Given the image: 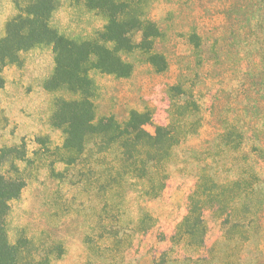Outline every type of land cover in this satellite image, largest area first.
<instances>
[{
    "label": "rangeland",
    "instance_id": "1",
    "mask_svg": "<svg viewBox=\"0 0 264 264\" xmlns=\"http://www.w3.org/2000/svg\"><path fill=\"white\" fill-rule=\"evenodd\" d=\"M18 2L24 0H0V37ZM71 3L61 0L53 15L60 29L89 31L99 23L90 11L72 8ZM151 7L160 27L153 50L163 55V69L137 53L130 55L134 70L129 77L94 75V103L98 117L113 114L120 121L133 109H149L155 124L173 125L183 134L173 148L158 198L145 199L140 181L127 186L122 225H134L143 208L156 223L144 234L123 237L118 248L91 251L85 235L92 226V205L67 200L71 209L64 211L58 180L45 168H32L20 196L11 202L8 229L10 236L20 224L45 229L65 247L52 264H152L153 256L171 245L169 236L186 212L187 196L203 164L218 181L254 170L264 195V0H154ZM192 33L200 38L198 48L190 41ZM21 55V66L8 64L2 71L0 147L23 141L30 151L37 146L35 136L45 134L60 143L61 133L48 123L52 95L43 89L53 66L51 51L37 47ZM146 128L153 130L151 125ZM257 214V238L236 250L242 264H264V198ZM204 217L206 246L196 252L183 248L187 255L206 254L221 238L220 218L209 209ZM180 251L174 247L171 255Z\"/></svg>",
    "mask_w": 264,
    "mask_h": 264
},
{
    "label": "trees",
    "instance_id": "2",
    "mask_svg": "<svg viewBox=\"0 0 264 264\" xmlns=\"http://www.w3.org/2000/svg\"><path fill=\"white\" fill-rule=\"evenodd\" d=\"M153 1L72 0V8L90 11L99 20L89 31H67L53 23L61 0L18 2L17 12L6 20L0 37V88L3 68L21 66V53L49 49L53 66L43 89L52 95L48 123L60 131L61 142L52 143L43 134L34 137L37 146L30 151L23 141L0 147V264H52L64 254V245L42 227L20 224L10 236L11 202L20 196L32 168H45L58 180L64 211L71 209L67 200L92 205V226L85 235L91 251L118 248L124 238L144 234L155 225L156 218L145 208L134 225H122L127 186L140 181L139 193L145 199L158 198L173 148L183 134L173 125L155 124L149 109H133L120 121L113 114L98 117L94 103L98 94L94 75L129 77L134 70L130 55L137 53L163 69V55L153 50L160 36L151 15ZM190 41L195 48L200 46L196 33ZM206 165L187 196L186 212L169 236L171 245L154 255L152 264H242L236 250L257 238V213L264 198L258 174L252 170L218 181L206 172ZM207 209L220 218L221 238L207 247L206 254L187 255L183 248L196 252L206 246ZM174 247L181 250L179 255H171Z\"/></svg>",
    "mask_w": 264,
    "mask_h": 264
}]
</instances>
